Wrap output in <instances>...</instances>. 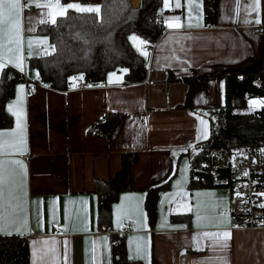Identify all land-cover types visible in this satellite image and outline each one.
Here are the masks:
<instances>
[{"label": "crops", "instance_id": "0c3cea01", "mask_svg": "<svg viewBox=\"0 0 264 264\" xmlns=\"http://www.w3.org/2000/svg\"><path fill=\"white\" fill-rule=\"evenodd\" d=\"M131 1L135 7L141 2ZM29 2L33 6L29 7ZM56 2L21 0L19 55L23 57V71L7 62L9 56L17 55L16 45H9L6 38L0 40L3 45L0 56L4 57L5 67H14L37 86L29 93L24 81L16 83L14 94L4 107L9 115L7 105L16 102L18 88L22 86L19 107L23 110L26 153L22 156L8 154L11 150L6 145L5 155L0 156L5 161L22 160L27 168V197L17 217L27 224L22 234L15 231L13 234L29 239V264H112L114 237L122 235L117 233L118 211L123 213L121 220L130 219L136 224L134 231L123 235L126 255L131 260L143 264H264V228H247L236 222L231 213L235 200L228 189L193 183V151L188 148L189 145L196 147L201 118L208 122L209 131L206 108H217L222 102L224 82L214 78L216 69L244 68L253 63L254 57L264 56V38L260 32L264 25V0H260L258 12L251 11L252 0H238V5L237 0H219L214 26L204 21L202 0H192V27L188 26V0H180L179 9L175 8V0H170L169 9L162 1L157 17L163 29L159 39L145 50L148 55H141L147 67L141 82H128L123 75L122 82L109 83L108 75L116 71L113 70L106 74L105 83L74 86L63 91L37 79L38 70L28 65L30 58L45 56L42 51L45 46L36 41L47 39L49 46H54L49 36L38 32L37 28L52 24L49 13H56ZM69 3L99 7L101 0H59L60 6ZM174 16H180L181 27L166 26L165 21ZM197 16L202 27L194 26ZM58 17L61 16L57 15L56 19ZM256 19L261 23L256 24ZM30 39L33 41L31 49ZM130 45L138 53L132 43ZM193 70L205 74L206 80L203 88L195 91L192 108L188 109L181 106L188 90L184 78ZM171 74L174 80L170 79ZM201 97L207 103H203ZM254 98L264 99L251 97L247 101L248 109L260 108L250 107V100ZM108 112L118 113L120 117V125L113 134L106 139L89 133L93 123ZM15 128L12 116V126L0 131ZM183 148L188 151L181 152ZM128 151L139 154L132 169V188L120 194L111 205L110 216L101 220L95 179L109 180L121 169V156ZM173 152L177 154L174 156ZM214 161L225 166L226 155L218 158L216 154ZM185 164L187 172H183ZM6 167L11 170L12 166ZM168 180V187L156 198L155 215L149 219L144 206L146 191ZM179 193H183V197ZM197 193L202 195L197 197ZM182 198L192 211L177 209V201ZM225 209L227 221L221 218ZM173 215L176 219L171 218ZM144 216L147 228L143 227ZM165 218L167 224L162 225ZM101 226H106L109 233ZM56 228L60 230L57 232ZM224 231L231 234L227 241L204 236V233Z\"/></svg>", "mask_w": 264, "mask_h": 264}, {"label": "trees", "instance_id": "16d2710c", "mask_svg": "<svg viewBox=\"0 0 264 264\" xmlns=\"http://www.w3.org/2000/svg\"><path fill=\"white\" fill-rule=\"evenodd\" d=\"M163 0H141L133 6L131 0H101L99 15L78 13L69 10L58 17L56 24H42L38 32L49 36L55 52L48 56L30 58L28 65L40 72L41 80L56 90H67L71 77L83 74V80L90 85L105 83L108 72L128 69L126 81L141 82L147 67L144 57L130 45L129 36L137 34L154 44L163 29L156 24L155 17ZM219 0H202L203 18L207 23H217ZM24 74L14 67L4 66L0 74V128L12 126V116L4 107L14 94L16 83L24 81ZM223 83L224 96L218 107L206 108L210 125V136L196 144L197 152L191 155L193 166L206 163L207 153L212 150H233L240 147L264 148V108L248 109L251 97H264V56L254 57L253 63L242 67H220L213 73ZM170 79L174 80L172 74ZM260 79L258 86L254 83ZM188 90L182 107H191L195 91L202 89L205 74L193 70L184 78ZM247 95V97H245ZM120 125L118 113L108 112L97 119L88 132L102 138H109ZM202 149V150H201ZM138 152L128 151L121 156V169L109 180L96 178L95 192L98 194V217L110 216L111 205L124 191L132 188V169L138 161ZM170 180L146 191V215H155L156 198L168 187ZM153 196V197H152ZM172 219H176L173 215ZM240 224L242 220L237 219ZM123 235L114 237L111 249L112 264H143L127 257ZM29 239L20 235H0V264H29Z\"/></svg>", "mask_w": 264, "mask_h": 264}, {"label": "snow or ice", "instance_id": "6c2138e0", "mask_svg": "<svg viewBox=\"0 0 264 264\" xmlns=\"http://www.w3.org/2000/svg\"><path fill=\"white\" fill-rule=\"evenodd\" d=\"M163 5L166 9H169L170 6V0H163ZM189 5V27H192L193 24L191 23L192 20V12H191V5L192 0H188ZM238 5V0H237ZM29 7L33 6L31 2L28 4ZM36 7H51V5H41V4H35ZM260 6V0H252L251 5V11L258 12ZM57 11L56 13H49V15L52 16L51 23L56 24L57 19L56 16H64L68 10L74 9L78 13H96L97 15L100 14L101 9L98 6H82L79 3H69L66 6H60L59 0H57L55 5ZM181 7L180 0H175V8L179 9ZM197 7H200V5H197ZM21 9L22 4L21 0H0V40L7 39V43L9 45L15 44V52L17 55L14 57L9 56L8 57V63H11L14 67L18 68L19 70L23 71V57L19 55L20 52V42H21ZM239 11V6H237V12ZM180 16H174L168 20L165 21V24L169 28H179L181 27L180 24ZM196 24L195 27H202V25L199 23L200 17H195ZM41 23H44V20L40 21ZM249 21H246V23ZM256 24H260L261 20L256 19ZM129 41L132 43L133 47L136 49V51L142 55L147 56L148 53L144 51V47L147 44V42L142 39L141 37L133 34L129 36ZM37 44L45 46L42 51L45 55H49L52 52H55V46H49L47 39H41L36 41ZM33 44V41L30 39L28 41L29 48L31 49V46ZM3 45L0 44V47ZM50 49V51H49ZM9 51H13V49L10 47ZM31 56V52L29 53ZM186 63V61H185ZM5 66L4 63V57L0 56V72H2L3 68ZM128 69H118L116 71L111 72L108 75V81L109 83H120L122 82V76L127 74ZM35 76L37 79L40 78V72L36 71ZM78 80H83V74H80L79 76L71 77L69 80L70 85H74ZM103 86V85H100ZM88 87H92V85H88ZM24 88L21 86L18 88V96L16 98V102L14 104L7 105L8 112L15 118V124L16 128L15 130L10 131H0V156L5 155V146L7 145L8 148L11 150L8 154L11 155H24L26 153V136H25V125L23 123V110L19 107V105L22 104V98L19 95V93H23ZM201 101L203 103H207L206 100H204L203 97H201ZM260 106L261 108H264V99H251L250 100V107ZM206 115V114H205ZM200 124L202 125V128L198 129L199 135H197L196 139L197 141H200L202 139H207L209 136L208 131V122L204 120L203 118L200 119ZM12 138V139H6ZM188 148H191L193 153L197 152V149L195 145H189ZM188 148H183L180 151L181 152H187ZM202 150V149H201ZM174 156L177 154L176 152L172 153ZM6 165H10L11 170L6 167ZM188 165L185 164L183 172H187ZM244 176H248L249 173L245 172L243 174ZM26 176H27V168L26 165L23 163L22 160L14 159L5 161L0 159V234L4 235H12L13 232L21 233L22 230L26 227L27 222L26 221H20L18 217V213L22 211L23 203L26 200L27 197V191H26ZM255 183V182H254ZM246 186V185H245ZM7 190V191H6ZM176 195V194H174ZM181 197H183V193H179ZM197 197L202 195L201 193L196 194ZM214 195V194H213ZM235 195L237 197L243 198L245 194L239 192L238 190L235 192ZM255 195L259 197H264V192L256 193ZM167 200L168 197H165ZM55 204V202H52ZM83 203L86 205L87 201H83ZM259 208L264 209V203H259L257 205ZM123 206H121L122 208ZM200 203L199 201L196 204V219H197V226H199V221L201 219L200 212ZM177 209H183L185 211H192V207L183 200V198L180 201H177ZM221 217L223 220L227 221L228 217L226 214ZM123 213L118 211L117 214V224L116 227L118 229L121 228V218ZM52 218L55 220V210L53 208L52 210ZM167 224L166 218L162 221V225ZM143 227L147 228V217L144 216L143 218ZM230 232L224 231V232H217V233H204L205 237H211L216 240L223 239L227 241L230 239ZM105 239H107L105 237ZM194 240L197 239L196 237L193 238ZM47 243V242H45ZM140 254V248L137 247V255Z\"/></svg>", "mask_w": 264, "mask_h": 264}, {"label": "built area", "instance_id": "2783aa9c", "mask_svg": "<svg viewBox=\"0 0 264 264\" xmlns=\"http://www.w3.org/2000/svg\"><path fill=\"white\" fill-rule=\"evenodd\" d=\"M154 21L156 24L163 26L159 17L156 16ZM212 25L213 23H208V26ZM260 32L264 38V25L261 26ZM144 40L147 42L144 47L145 51L150 44L147 39ZM24 82L28 86L27 90L29 93H32L37 88L26 76H24ZM259 82L260 79L254 83L258 86ZM88 85L89 83L86 81L78 80L75 86L77 88ZM225 151L227 161L225 166H219L214 161L217 150L207 153L209 160L206 163L193 166V183L197 186L224 187L228 189L235 200V207L231 211L234 219L242 220L241 225L247 228H264V209L257 206L259 203H264V197L255 195L256 193L264 192V148L259 149L258 147L247 146ZM245 172H248L249 175L244 176ZM237 190L245 194L243 198L235 195ZM135 225L133 220L124 218L121 220V228L117 233L124 235L132 232L135 230ZM101 229L109 233L106 226H101ZM59 230V228H56L57 232Z\"/></svg>", "mask_w": 264, "mask_h": 264}, {"label": "rangeland", "instance_id": "374dc122", "mask_svg": "<svg viewBox=\"0 0 264 264\" xmlns=\"http://www.w3.org/2000/svg\"><path fill=\"white\" fill-rule=\"evenodd\" d=\"M225 152H226L225 150L221 149V150L217 151L216 154L218 155V158H222V155H225Z\"/></svg>", "mask_w": 264, "mask_h": 264}]
</instances>
